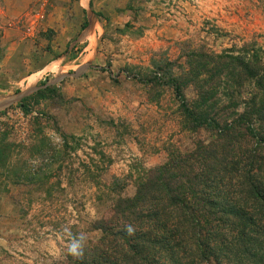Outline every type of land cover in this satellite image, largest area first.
Masks as SVG:
<instances>
[{"label":"rangeland","instance_id":"rangeland-1","mask_svg":"<svg viewBox=\"0 0 264 264\" xmlns=\"http://www.w3.org/2000/svg\"><path fill=\"white\" fill-rule=\"evenodd\" d=\"M248 51L264 53V0H0V103L89 65L29 100L28 115L0 109V138L21 146L14 163L28 176L0 169V264H54L66 226L106 213L85 167H109L102 179H124L132 197L145 171L194 149L168 81L183 78L188 100L202 81L217 84L227 103L230 82L215 70ZM62 135L76 151L61 171L30 156L42 137L60 149Z\"/></svg>","mask_w":264,"mask_h":264},{"label":"trees","instance_id":"trees-1","mask_svg":"<svg viewBox=\"0 0 264 264\" xmlns=\"http://www.w3.org/2000/svg\"><path fill=\"white\" fill-rule=\"evenodd\" d=\"M88 27L86 20L82 30ZM229 59L215 70L216 77L230 82L227 103L217 84L202 81L197 98L188 100L183 78L168 81L185 124L199 139L194 149L174 152L145 171L134 196L124 194V179H102L109 167L95 166L96 175L85 167L94 199L106 213L71 228L87 235L83 261L63 249L54 264H264V53ZM53 92L47 86L19 105L28 115L29 100ZM62 139L57 149L42 137L28 152L44 167L58 164L61 171L76 151L70 143L75 137ZM20 149L7 134L0 138V169L14 182L28 178L26 167L14 163ZM44 179L47 183L49 176ZM128 224L134 235L124 230Z\"/></svg>","mask_w":264,"mask_h":264},{"label":"clouds","instance_id":"clouds-1","mask_svg":"<svg viewBox=\"0 0 264 264\" xmlns=\"http://www.w3.org/2000/svg\"><path fill=\"white\" fill-rule=\"evenodd\" d=\"M124 230L129 236L134 235L136 231L131 224L126 225ZM63 233L67 237L65 244L67 255L71 256L73 260L83 261L88 240L87 235L83 232L73 233L67 226L63 229Z\"/></svg>","mask_w":264,"mask_h":264},{"label":"water","instance_id":"water-1","mask_svg":"<svg viewBox=\"0 0 264 264\" xmlns=\"http://www.w3.org/2000/svg\"><path fill=\"white\" fill-rule=\"evenodd\" d=\"M88 68H89V65H85V66L81 67L78 71H76L74 73H68V74L59 75L53 81H51L48 84H46L44 87L55 85V84L63 81L66 78H79V77H81L84 74L85 71L88 70ZM39 89H41V87H32V88L28 89L25 92L19 93L18 95H16L13 98H10V99H7V100L3 101L2 103H0V109H2L4 107H7V106H9L11 104L20 103L25 98H28L29 96L33 95Z\"/></svg>","mask_w":264,"mask_h":264}]
</instances>
